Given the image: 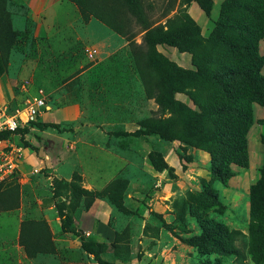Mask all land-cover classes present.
Wrapping results in <instances>:
<instances>
[{
    "label": "rangeland",
    "instance_id": "rangeland-1",
    "mask_svg": "<svg viewBox=\"0 0 264 264\" xmlns=\"http://www.w3.org/2000/svg\"><path fill=\"white\" fill-rule=\"evenodd\" d=\"M180 1L146 0L149 20L164 25L177 14ZM207 1L211 2L210 14L199 26L203 39L224 0ZM76 9L64 1L44 19L30 13L26 0H13L8 7L13 29L21 35V50L11 54L0 77V110L21 111L38 95L46 108L42 116L24 126L26 132L7 138L30 165L23 183L16 180L17 194L0 189V209L3 201L15 200L18 206L10 212L27 220L37 218L34 211L39 207L53 208L59 218L57 206L63 207L71 218V242L81 245L83 239L104 244L100 258L106 264H206L218 255L204 252L192 240L200 236L203 221L213 220L234 234V245L241 252L239 257H221V264H264L257 263L249 251L250 229L255 224L250 190L264 165V125L260 124L264 107L252 106L255 123L247 133L248 168L231 166L234 176L227 186L222 185L210 174L207 153L158 135L135 134L141 121L159 116L155 115L157 106L146 100L133 72L124 70V66L130 68L127 45L103 60L85 55L91 48L103 53L90 41L87 23ZM133 31L139 45L142 33L136 26ZM259 50L264 53V40ZM157 51L179 68L190 69V54L175 48L170 52L164 46ZM113 57L120 59L121 69L109 61ZM122 76L123 86L119 84ZM175 100L192 108L184 94H176ZM44 124L56 127L38 126ZM150 154H159L173 171H157ZM31 166L38 170L36 174L30 173ZM111 183L114 190L97 197L87 209L84 198L75 197L76 189L100 193ZM75 205L78 208L70 212ZM49 228L52 237L54 231L56 235L57 228ZM90 262L96 264L93 258Z\"/></svg>",
    "mask_w": 264,
    "mask_h": 264
},
{
    "label": "trees",
    "instance_id": "trees-1",
    "mask_svg": "<svg viewBox=\"0 0 264 264\" xmlns=\"http://www.w3.org/2000/svg\"><path fill=\"white\" fill-rule=\"evenodd\" d=\"M73 4L83 23L95 19L127 42L128 64L145 94L157 106L155 115L139 123L136 135L154 134L170 142H179L210 156V174L227 186L234 176L231 166L248 168L247 133L255 123L252 106L264 107V53L259 42L264 40V0H224L218 18L206 38H202L199 25L190 17V4L196 3L208 18L211 2L207 0H181L180 8L164 25L149 20L146 0H65ZM13 0H0V77L6 72L10 56L20 51L21 35L13 29L8 7ZM139 28L141 43L134 39ZM158 46L175 48L179 53L191 56L190 69H181L157 51ZM121 69L120 59L111 58ZM126 77L127 74L123 73ZM124 76L119 82L124 84ZM131 77V76H129ZM131 80V78H128ZM186 95L192 108L175 100V95ZM168 115V117H165ZM31 124V123H29ZM264 125V120L260 121ZM53 127L55 125H38ZM25 128L18 129L15 133ZM23 132H26L23 131ZM15 133H0L7 139ZM264 144V138L261 139ZM152 166L159 172L173 171L159 154H150ZM16 180L0 184L3 193L17 194ZM114 190V183L100 193L81 189L74 191L77 199L84 198L87 209L98 197H105ZM210 196V194H208ZM3 201L1 212L17 208V201ZM251 216L255 224L250 229L249 251L253 259L264 261V165L260 177L250 190ZM78 206H72L74 212ZM61 220V232L73 233L69 228L70 216L57 206ZM201 234L192 241L204 252L218 255L206 264H221V257L241 255L234 245V234L220 222H202ZM78 236V235H77ZM19 244L28 257L38 254H54L57 245L49 225L44 220L27 219L21 223ZM81 250L92 256L96 264H106L100 255L106 246L81 239ZM204 254V253H202Z\"/></svg>",
    "mask_w": 264,
    "mask_h": 264
},
{
    "label": "crops",
    "instance_id": "crops-1",
    "mask_svg": "<svg viewBox=\"0 0 264 264\" xmlns=\"http://www.w3.org/2000/svg\"><path fill=\"white\" fill-rule=\"evenodd\" d=\"M64 1L65 0H26V6L32 15L41 16V18L43 16L45 19L54 6L60 5ZM188 12L199 26H202L207 20L203 11L195 3L189 6ZM71 24L72 23H69L68 25L71 26ZM85 32L90 41L100 46V50H102L103 53L100 55L99 49L91 48L96 51V54L91 59L95 58L98 60V58L102 56V59L99 60H103L117 53L127 45V42H125L123 38L113 33L95 19H91L87 23ZM164 47L170 50V52H174V48ZM42 113L40 116L43 115ZM28 165H30V163L26 160L21 162L18 173L20 184L23 183L25 174H28L26 168ZM33 169L36 168L31 166V174ZM54 212L55 210L53 208L45 209L39 207L38 210L34 211V213L38 214L37 218H33L32 220H44L49 226L56 227V235L55 231L53 232V241L54 243H58L59 247L54 254H38L32 258L27 256L23 247L19 244L20 227L21 223L25 220L24 215L12 212H0V264H94L90 262L92 261V256L87 255L80 249V243L78 245L74 244V242L72 243L69 234L61 233V223L59 218L53 215Z\"/></svg>",
    "mask_w": 264,
    "mask_h": 264
},
{
    "label": "built area",
    "instance_id": "built-area-1",
    "mask_svg": "<svg viewBox=\"0 0 264 264\" xmlns=\"http://www.w3.org/2000/svg\"><path fill=\"white\" fill-rule=\"evenodd\" d=\"M96 54L93 49H87L85 55L92 58ZM46 104L41 95L34 96L25 104V108L13 114L0 110V133H15L34 122L45 109ZM22 162L21 149L9 143L8 139H0V184L4 181L18 180ZM37 169L32 170L36 174Z\"/></svg>",
    "mask_w": 264,
    "mask_h": 264
}]
</instances>
